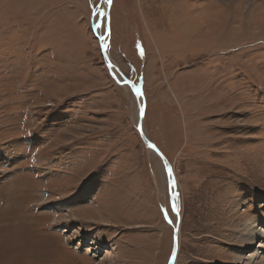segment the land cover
<instances>
[{"label":"rangeland","instance_id":"374dc122","mask_svg":"<svg viewBox=\"0 0 264 264\" xmlns=\"http://www.w3.org/2000/svg\"><path fill=\"white\" fill-rule=\"evenodd\" d=\"M108 1L0 0V264H169L105 35L175 264H256L264 0Z\"/></svg>","mask_w":264,"mask_h":264},{"label":"water","instance_id":"95a60500","mask_svg":"<svg viewBox=\"0 0 264 264\" xmlns=\"http://www.w3.org/2000/svg\"><path fill=\"white\" fill-rule=\"evenodd\" d=\"M102 1L106 5V22L108 23L109 1L108 0H102ZM105 38H106V35L99 38V43H100V48H101V53H102V58H103L104 64L117 81H118V79L116 78L112 69H114L115 73H117L120 76V78L122 79V82H120V81H118V82H120L121 84H124V85H128L133 92L138 93L140 95L142 100H141V103L139 102V106H140L139 109L140 110L138 113V123H137L138 134H139L140 139H141L142 143L144 144V146L146 148L150 149L151 151L155 152L160 157V159L162 160L163 165L165 167L166 175H167L168 180H169L170 205H171V209H172L173 213L177 217V224H176V227H175L174 233H173V249H172V254L170 257V261H169V264H175L176 258L178 255V250H179L178 233H179L180 214H179V210H178L179 209L178 208L179 207L178 189H177L176 179H175V176L173 173V169H172L171 164L167 161V159L159 151V149L145 137L143 130H142V117H143L144 106H145L143 95H142L141 91H139L137 89L136 85L133 82H131L130 80H128L126 77L121 75L120 72L117 70V67L110 62V60L107 56V53H106L105 45H104Z\"/></svg>","mask_w":264,"mask_h":264},{"label":"bare ground","instance_id":"6f19581e","mask_svg":"<svg viewBox=\"0 0 264 264\" xmlns=\"http://www.w3.org/2000/svg\"><path fill=\"white\" fill-rule=\"evenodd\" d=\"M105 4V3H104ZM106 6V5H105ZM113 70V73L115 74V70L114 69H112ZM133 92V91H132ZM133 94L135 95V97H136V99L138 100V102H141V97H140V95L138 94V93H135V92H133ZM140 110V109H139ZM168 178V177H167ZM168 182H169V180H168ZM251 223V222H250ZM250 223H247L245 226H246V228H248L249 226H250V231L247 233V238H248V241L249 242H254V241H256L257 239H260V236L261 237H263V240L262 241H259V242H257V244H258V247H257V251H256V254H255V258L257 257V255H258V253H259V255H262V252L260 251V250H264V227L260 224V223H258V224H255V222H254V224H251L250 225ZM252 227V228H251ZM246 231V230H245ZM253 256H251L250 255V257H248V259H251ZM253 260H255V259H253ZM256 264H264V257L263 258H261V259H258V262L256 261Z\"/></svg>","mask_w":264,"mask_h":264},{"label":"clouds","instance_id":"9594fccd","mask_svg":"<svg viewBox=\"0 0 264 264\" xmlns=\"http://www.w3.org/2000/svg\"><path fill=\"white\" fill-rule=\"evenodd\" d=\"M216 9L219 10V11H223V9H221L218 4L216 5Z\"/></svg>","mask_w":264,"mask_h":264}]
</instances>
